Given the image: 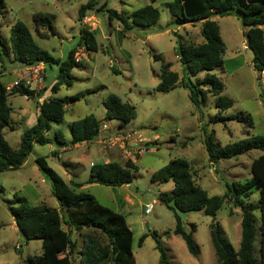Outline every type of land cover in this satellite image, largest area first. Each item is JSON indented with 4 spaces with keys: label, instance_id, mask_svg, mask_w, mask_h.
<instances>
[{
    "label": "rangeland",
    "instance_id": "374dc122",
    "mask_svg": "<svg viewBox=\"0 0 264 264\" xmlns=\"http://www.w3.org/2000/svg\"><path fill=\"white\" fill-rule=\"evenodd\" d=\"M84 1L3 0L0 35L4 39L8 38L12 22L20 19L27 25L34 42L52 56L63 58L69 48L76 47L75 57L80 60L81 66L79 64L78 67H72L69 72L70 83L62 82L52 93L55 96H65L78 92L80 95L68 102L62 121L51 123L44 131L47 141L32 145L27 162L23 166L0 170V264H25L24 259L26 260L27 256L40 254V240L24 239L12 224L5 199L11 198L13 192L22 195L28 204L57 206L62 212L50 192L46 178L38 169L35 172L36 164L33 158L36 155L44 156L47 165L62 178H66L67 173L72 180H82L88 176L87 164L90 160L91 162H102L105 158L119 162L126 158L132 160L131 180L128 183L110 186L94 182L82 190L91 193L101 204L112 208L118 200L122 202L123 207L120 211L132 231L131 251L134 263L158 264L157 250L149 234L155 230L174 264H216L208 235V223L212 217L201 209L175 210L185 229L188 228L189 222L195 224L193 239L198 245V252L191 255L182 239L171 232L174 225L173 210L157 196L159 191L170 190L171 180H151L149 174L169 158L183 157L190 165L194 182L209 195L221 194L225 190L224 182L243 180L250 175L249 163L260 152L257 148H250L238 155L220 158L211 163L203 145L204 132H211L219 144L250 134L264 136V68L257 74L251 66V51L246 46L245 27L241 25L234 11L214 17L225 47L222 68H214L211 71L222 82L219 94L231 99V104L224 108L221 114L242 110L251 118L252 124L249 127L236 119L210 120L217 108L214 105L216 95L209 91L197 109L188 97L187 88L178 80L167 91L154 89L162 62H168L171 70L181 74V63L175 53L176 39L192 43L203 40L196 22H178L168 11L166 0H97V5L104 2L102 7L86 12V15L96 18L91 19L89 23H93L92 29L96 31V48L86 50L82 44L77 45L78 28L82 25L81 20L77 19V8ZM145 3H152L159 11L158 18L149 25L133 24L123 32L115 18L110 22L106 18V8L121 10L128 16L133 8ZM33 11L51 13L53 30L45 27V35L36 34L31 22ZM153 53L160 54V57L153 58ZM26 66L13 60L10 54L2 55L0 68L3 73L0 79L8 83L23 74ZM56 73L57 67L54 63L45 64L42 79L45 93H39L40 98L50 93L49 86L54 81ZM202 73L198 72L190 78L200 77ZM41 90L42 85L37 92ZM108 93H114L134 106V117L121 127H117L116 119H103L102 99ZM38 99V93L7 94L10 120L14 121V127L10 129L4 126L1 133L12 147L17 146L22 129L33 123ZM90 112L100 121L105 120L110 128L116 131L132 130L149 148L132 155L115 145L111 147V150L116 152L115 156L109 155L106 152L109 147L104 148L96 141V137L102 134L99 132L87 143L67 148L61 151L58 157L53 156L50 150L60 145L54 137L56 127L60 129L66 141L65 145H68L70 121ZM70 156L78 161L68 163ZM257 196L258 192L253 191L244 200L256 202ZM150 200H153L152 208L144 214L143 204ZM253 214L254 224L257 226L258 209H254ZM239 218V208L229 200L223 201L214 215V219L219 222L234 248L237 247L239 240ZM62 226L65 227L63 224ZM142 233L146 235L142 242L137 244V238ZM72 236L76 234L72 232ZM15 244L19 246L15 247ZM79 244L80 236L77 239V246ZM258 244L257 231L253 242V253L256 257ZM73 264H77L76 255Z\"/></svg>",
    "mask_w": 264,
    "mask_h": 264
},
{
    "label": "trees",
    "instance_id": "16d2710c",
    "mask_svg": "<svg viewBox=\"0 0 264 264\" xmlns=\"http://www.w3.org/2000/svg\"><path fill=\"white\" fill-rule=\"evenodd\" d=\"M103 4L104 2L97 5V0H85L77 8L78 21L86 15L88 10L99 9ZM165 5L180 23L200 21L199 33L203 40L192 43L176 39L175 53L181 63V74L178 75L176 71L171 70L168 62H162L159 79L154 89L167 91L178 80L182 86L187 88L188 97L197 109L203 102L206 92L209 91L216 95L214 105L217 108L209 118L210 120L236 119L249 127L252 124L251 118L242 110L221 114V111L231 104V99L219 94L222 82L211 71L214 68H222V55L225 47L218 31V25L212 16L222 15L229 11L235 12L241 25L245 27L246 46L251 51V66L257 74H260L264 68V0H166ZM3 8L4 2L0 0V13L3 12ZM158 16V8L152 3L133 8L128 16L121 10L106 8L108 22L115 18L123 32L133 24L149 25L155 22ZM51 19V13L33 11L31 22L34 32L38 35H45V30L41 28L48 27L53 30ZM95 35L96 31L92 29V26H79L77 45L82 44L86 50H94L96 48ZM75 48H69L63 58L52 56L34 42L27 25L20 19L14 20L10 25L7 39L0 35V58L2 55L10 54L13 60L24 65L42 62V77L45 64L54 63L56 65L57 73L49 86L50 93L56 91L62 82L69 84L70 69L74 66L78 67L79 64L81 66L80 60L74 55ZM159 57L160 54L153 53V58ZM198 72H203L200 77L190 78ZM2 73L0 68V75ZM4 85L5 83L0 79V170L17 168L22 164L34 143L46 142L44 131L50 127L51 123H60L65 105L80 95L75 92L65 96L51 94L42 96L40 102H36L33 123L22 129L17 146L12 147L1 133L4 126L10 129L14 127V122L10 120V104L7 100L9 92L4 89ZM94 89L95 87L92 88ZM11 92L34 95L40 91L21 86L12 88ZM102 104L103 119H116L117 127L123 126L125 122L134 117V106L114 93H108L102 99ZM99 123L100 120L91 112L71 120L68 127V144L94 138L98 133ZM54 137L58 144H64L59 129L55 130ZM203 145L211 163L220 158L238 155L250 148H257L260 152L250 160V175L243 180L224 182L225 190L221 194L209 195L196 184L191 175L190 165L183 157H171L163 165L152 170L149 174L151 180L169 179L172 183L169 191H159L157 194L158 199L173 210L174 225L171 232L182 239L186 250L191 255H196L198 245L193 239L195 224L189 222L188 228L185 229L175 210L201 209L212 217L208 223V235L216 264H264V136L250 134L219 144L211 132H204ZM33 161L48 181L50 192L62 212L45 204H28L22 195L15 192L12 193L11 198L5 199L7 211L23 238L40 240V254L27 256L24 263L73 264L76 255L77 264H135L131 251L132 231L122 212L101 204L87 191L77 190L79 182L64 181L54 169L47 165L44 156L36 155ZM132 166L133 161L128 158L122 162L112 159L91 162L85 181L110 186L125 184L131 180L130 168ZM253 191L258 192L256 202L244 200ZM225 200H229L240 210L239 240L236 248L227 239L219 222L214 219L216 210ZM254 209L259 211L257 226L254 224ZM257 231L259 244L256 257L253 253V242ZM72 232L76 236H72ZM149 234L157 250L158 264H174L169 259L157 232L152 230ZM145 235L146 233H142L138 236L137 244L142 242ZM78 236H80V244L77 246ZM65 248L67 251L62 256H58V252Z\"/></svg>",
    "mask_w": 264,
    "mask_h": 264
},
{
    "label": "built area",
    "instance_id": "2783aa9c",
    "mask_svg": "<svg viewBox=\"0 0 264 264\" xmlns=\"http://www.w3.org/2000/svg\"><path fill=\"white\" fill-rule=\"evenodd\" d=\"M94 18V17H93ZM90 15H84L81 18L82 25L93 26L90 20L92 19ZM95 19V18H94ZM77 53H74V55ZM42 69L43 63L37 62L34 64L27 65L23 74L13 78L10 82L5 83L4 89L7 92H10L14 87H27L37 90L42 85ZM26 95L25 93H22ZM102 132L100 136L96 137V141L100 143L104 148L117 146L121 148L127 154H139L143 151H146L149 147L145 143H142L141 137L139 135H134L132 130L130 131H116L113 128H110V125L102 120L99 123L98 133ZM97 133V134H98ZM153 200L145 202L143 204V213L147 214L152 208ZM15 247H18L19 244H15ZM66 248L58 252V256H62L66 252Z\"/></svg>",
    "mask_w": 264,
    "mask_h": 264
},
{
    "label": "crops",
    "instance_id": "0c3cea01",
    "mask_svg": "<svg viewBox=\"0 0 264 264\" xmlns=\"http://www.w3.org/2000/svg\"><path fill=\"white\" fill-rule=\"evenodd\" d=\"M216 15H214V16H212L213 18L215 17ZM94 18H95V16H94ZM95 20H96V18H95ZM197 23L198 25L200 24V21H194V23ZM41 30H44L43 28H41ZM83 52V51H82ZM75 53H77V51H75ZM179 75V74H178ZM44 85L42 84V90L39 92V93H45L44 91H43V89H44ZM11 92V91H10ZM39 93H38V97H40L39 96ZM53 92H51V93H49V94H51V95H53L52 94ZM49 94H46V96L47 95H49ZM37 96V95H36ZM45 97V96H44ZM40 100H41V98H39L38 100H37V103H39L40 102ZM9 103V102H8ZM10 104V103H9ZM68 106V103L65 105V109H66V107ZM36 107V106H35ZM13 121V120H12ZM14 122V121H13ZM14 126V125H13ZM59 128L58 127H56V129L55 130H58ZM60 130V129H59ZM64 140V139H63ZM65 140H64V144L62 143V144H60L56 149H54V148H52L51 150H50V152H51V154L53 155V156H56V157H58L59 156V154H60V152L61 151H63V150H65V149H67V148H71V147H77L78 145H81V144H85V143H87L88 142V140L87 141H80V142H75V143H73V144H68V145H65ZM35 144V143H34ZM33 144V145H34ZM107 154H109V155H114L115 156V154H116V152L114 151V150H111V148H109L107 151ZM27 158H28V154H27V156L25 157V159H24V161L22 162V164L20 165V166H23L24 164H26V162H27ZM110 158H105L104 159V161H107V160H109ZM70 160V161H69ZM72 161H78V160H76V158L75 157H71L70 156V158L68 159V163H72ZM34 162V161H33ZM76 163V162H75ZM91 164V160L90 161H88V164H87V166H89ZM19 167V166H18ZM37 170V168L35 167V172H37L36 171ZM39 172V171H38ZM40 174V172L38 173V175ZM65 175H66V178H63L64 179V181H66L67 183L70 181V180H72L69 176H67L68 174L67 173H65ZM40 176V175H39ZM85 179H86V177L84 178V179H82V180H72V181H77V182H79L80 183V185L76 188L77 190H82V189H84V188H87L88 186H90L92 183H94V182H86L85 181ZM51 207H53V206H51ZM123 207V204H122V202L120 201V200H118L117 202H116V204H115V207L114 208H112V207H110V208H112V209H114V210H116V211H120V209ZM55 208H57V206H55ZM58 209V208H57ZM121 212V211H120ZM11 220H12V218H11ZM12 224L14 225V222H13V220H12ZM128 225V224H127ZM15 226V225H14ZM16 228V227H15Z\"/></svg>",
    "mask_w": 264,
    "mask_h": 264
}]
</instances>
